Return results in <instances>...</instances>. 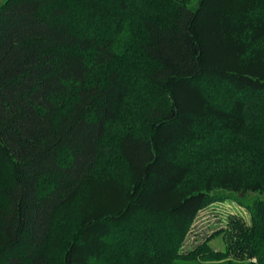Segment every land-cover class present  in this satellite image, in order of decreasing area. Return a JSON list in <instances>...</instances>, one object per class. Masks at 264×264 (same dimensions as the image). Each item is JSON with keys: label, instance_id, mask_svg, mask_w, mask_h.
Instances as JSON below:
<instances>
[{"label": "trees", "instance_id": "trees-1", "mask_svg": "<svg viewBox=\"0 0 264 264\" xmlns=\"http://www.w3.org/2000/svg\"><path fill=\"white\" fill-rule=\"evenodd\" d=\"M128 4L0 5V264H42L51 220L70 204L77 221L61 264H98L122 227L142 234L148 223L164 222L181 241L220 192L264 200V160L253 174L233 165L203 186L182 190L188 169L180 159L183 148L217 128L240 133L246 101L259 96L264 102V0H198L195 8L176 3L166 22H143L135 44L145 62L142 74L165 97L166 110L155 114L145 136H122L123 171L96 170L99 143L129 91L120 72L90 85L89 69L116 59L114 31ZM112 16L115 29L104 32ZM260 236L249 258L264 264ZM204 248L182 259L229 264Z\"/></svg>", "mask_w": 264, "mask_h": 264}, {"label": "rangeland", "instance_id": "rangeland-1", "mask_svg": "<svg viewBox=\"0 0 264 264\" xmlns=\"http://www.w3.org/2000/svg\"><path fill=\"white\" fill-rule=\"evenodd\" d=\"M3 2L0 0V5ZM197 2L128 0L129 10L123 13V19L116 25L120 26L119 30L114 31L117 20L114 16L109 26L103 28L105 32L114 26L116 59L101 67H90L89 83L92 86L102 85L111 72H120L129 98L121 116L109 125L108 132L99 143L98 172L106 168L113 172L123 171L124 162L120 154L122 136L126 133L145 136L155 114L166 110L165 97L142 74L145 62L135 44L142 35L143 22L147 19L166 22L174 4L195 8ZM220 100L222 106H228V99L223 94ZM72 102V98H69L63 105L64 110L61 109L59 113L65 114ZM244 115L245 125L240 133L229 136L217 128L204 140L181 150L180 159L188 169L182 190L203 186L207 177L233 165L243 168L246 173L255 172L264 160V102L259 96L246 101ZM3 176L0 172V184ZM76 221L75 204L56 210L44 245L42 264H61L62 253L74 232ZM123 228L115 230L110 239L109 252L98 264H205V259L194 260L192 255L191 260L182 259L202 246L223 255L225 258H222V262L259 264L249 255L253 242L262 240L260 234H264V200L252 193H217L198 213L181 241L175 238L164 222L148 223V231L142 234L138 230L132 232L133 228L126 231Z\"/></svg>", "mask_w": 264, "mask_h": 264}]
</instances>
